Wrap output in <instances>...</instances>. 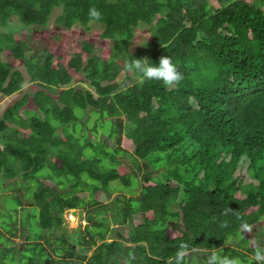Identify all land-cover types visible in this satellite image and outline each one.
<instances>
[{
    "label": "trees",
    "instance_id": "1",
    "mask_svg": "<svg viewBox=\"0 0 264 264\" xmlns=\"http://www.w3.org/2000/svg\"><path fill=\"white\" fill-rule=\"evenodd\" d=\"M217 4L0 0V96L20 93L25 83L5 52L38 87L0 112V264H126L129 252L132 264H166L182 242L192 253L222 249L255 264L242 225L264 221V0ZM93 5L103 13L99 39L112 42L103 48L107 58L81 38L66 63L44 51L27 56L22 31L45 27L55 9L65 31L88 30ZM141 28L149 38L130 50ZM162 56L183 74L178 85L141 84L124 70L132 58L158 64ZM124 124L131 153L110 149ZM98 128L106 137L94 142ZM117 155L129 157L136 172ZM117 182L129 196L107 202ZM79 208L88 224L72 236L63 214ZM226 208L233 211L224 215ZM20 209L16 248L9 244ZM255 239L264 247V229Z\"/></svg>",
    "mask_w": 264,
    "mask_h": 264
},
{
    "label": "rangeland",
    "instance_id": "2",
    "mask_svg": "<svg viewBox=\"0 0 264 264\" xmlns=\"http://www.w3.org/2000/svg\"><path fill=\"white\" fill-rule=\"evenodd\" d=\"M250 1V0H248ZM209 2L213 6H217V0H209ZM60 11L58 9H55L51 16L49 17V21L45 27L41 28H33L30 31H22L25 40L28 42L31 51L27 53V56H30L34 53H37L38 55H41L42 57L44 56V52H48L49 54H52L54 56V62H60V63H66V61L72 56L73 53L80 51L79 49V43H78V38H81L82 40L94 42L98 44V46L101 48L98 55H100L102 58H107L109 53L107 51H104L103 48L110 49L112 46V42L110 41H103L99 39V35L102 31V28L98 24H89L88 30H83L81 27L78 25H74L71 29L65 31L64 29L61 28V26L56 25L55 23V18L59 15ZM149 35L147 34L146 29L141 28L136 32V39L133 42V44L130 46V50H133L135 46H140L141 43L148 39ZM6 62H8L13 69L19 70L23 76H24V86L21 89V92H17L9 97H4L0 96V112L12 104L15 100L20 98L24 93L26 94H31L34 90L38 89L36 85L33 83L29 82V77L27 75L26 69L24 67V64L20 60H15L12 59L11 54L9 52H5L4 56L2 57ZM84 87H88L87 85H83ZM26 108H32V104L30 103L29 105L25 106ZM91 112H88L84 120H86V117H90ZM93 116L89 118L88 120V126L91 127L93 123ZM127 124H124V127L122 129V132L120 134V142L119 144H115L116 137L111 138L109 141L110 149L112 147H119L125 150H128L130 153L132 152V148L129 145V143L126 141L124 137V133L127 130ZM106 129L105 128H98L95 132H92L91 135V140L94 142L101 140L103 137L102 134H106ZM58 133H61L59 130ZM116 160H118L120 163V166H124L128 170H132L133 173L136 172L135 167L132 165V163L129 161V157L127 156H122V155H117ZM139 165L141 166L142 163L139 162ZM140 180V176H138L137 181ZM139 185V184H138ZM112 186L115 187L113 194L110 196L109 200H105L107 202H110L115 196H125L128 197L129 194L125 188L122 187L118 182L117 183H112ZM8 193V191L5 192V194ZM135 197V196H134ZM25 214V211L22 209L19 210L18 212V221H17V227L16 230L14 231L13 235V241L9 244L12 247L19 248V244L23 242L21 238L18 237L19 231L21 229V218ZM107 216L110 217V214L107 213ZM63 217L65 218V224L64 228L65 231L68 234H71L72 236L76 235V231H82L84 227L88 224L85 217H86V209H76V210H66L64 211ZM73 221V222H72ZM140 218H137L135 221V224L139 223ZM109 227L110 228H115L116 225H114L111 221L109 222ZM14 228V227H13ZM264 229V221L257 224L252 228V231L250 233H246V236L249 238V245H252V240H256L255 237H257V234L259 230ZM7 236H10L8 233H5ZM15 234H17L15 236ZM109 235L106 236L107 241H109ZM226 248H236L235 244H232L231 242H227ZM78 248V246H76ZM90 252L87 253L89 255ZM227 255V254H226ZM192 258H194L195 261L198 259H203V261L200 264H204L206 258L208 255H205L203 251L200 252H194L191 253L190 255ZM187 259V258H186Z\"/></svg>",
    "mask_w": 264,
    "mask_h": 264
},
{
    "label": "clouds",
    "instance_id": "3",
    "mask_svg": "<svg viewBox=\"0 0 264 264\" xmlns=\"http://www.w3.org/2000/svg\"><path fill=\"white\" fill-rule=\"evenodd\" d=\"M88 23L96 24L103 21V13L96 6H91L88 9ZM124 70L138 78V82L143 84L145 80H158L166 87L178 85L183 80V74L178 71L177 66L169 56L159 58L158 64H153L148 58H132L124 63ZM231 208L224 210V215L232 212ZM244 233H250L252 226L244 223L242 225ZM252 260L255 264H264V247L261 246L258 240H252ZM194 251V246L188 242L180 243L178 249L173 256L169 257L166 264H188L186 257H189ZM136 259L134 253L129 252L126 264H132ZM204 264H244L238 256L230 254H222V249L211 251L207 256Z\"/></svg>",
    "mask_w": 264,
    "mask_h": 264
},
{
    "label": "bare ground",
    "instance_id": "4",
    "mask_svg": "<svg viewBox=\"0 0 264 264\" xmlns=\"http://www.w3.org/2000/svg\"><path fill=\"white\" fill-rule=\"evenodd\" d=\"M73 222V221H72Z\"/></svg>",
    "mask_w": 264,
    "mask_h": 264
}]
</instances>
